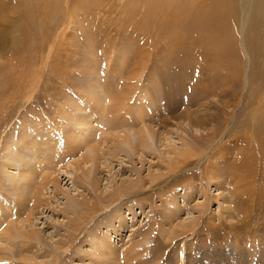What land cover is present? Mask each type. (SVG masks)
<instances>
[{
    "label": "rangeland",
    "instance_id": "obj_1",
    "mask_svg": "<svg viewBox=\"0 0 264 264\" xmlns=\"http://www.w3.org/2000/svg\"><path fill=\"white\" fill-rule=\"evenodd\" d=\"M147 1L0 0V203L39 236L1 243L0 264H264V136L246 130L263 123L264 52L236 25L230 59L175 35L193 13L233 16L225 0ZM38 137L58 187L34 163L21 206L8 162Z\"/></svg>",
    "mask_w": 264,
    "mask_h": 264
},
{
    "label": "bare ground",
    "instance_id": "obj_2",
    "mask_svg": "<svg viewBox=\"0 0 264 264\" xmlns=\"http://www.w3.org/2000/svg\"><path fill=\"white\" fill-rule=\"evenodd\" d=\"M148 1H150V0H148ZM223 4L226 5V8L229 11L235 9L233 16L229 13H226V15H228L227 20H226V15L223 16V15L217 14V16H215L214 14L210 15V13L206 14L205 12H199L198 14L193 13V14H191V16H192L191 20L193 21V23L185 26V28H186L185 31L186 32L188 31L190 40L187 38V36H185L186 32L184 33L183 30L178 32L175 35L182 37L184 44H187L188 41L192 45H196L199 43L201 46H203V49L205 50V54H206V56H208V58H212V57L215 58V56L213 55V54H215L216 56H218V58L223 57L225 59H230V54H227L225 52V50H226L225 48H227V45H225V41H226L227 37L230 36V34H228V31H230V29L232 28V25L233 26L236 25V28L238 29V31L241 34L242 48L245 50L247 56L249 57V52L247 50L246 45L251 46L253 51L257 55L261 54V56H263L262 53L264 52V33H263V28H264V0H225ZM218 8L220 9V7H218ZM236 10L239 11L238 16L236 14ZM227 26H229L228 27L229 29L227 28ZM226 29H228L227 33H226ZM196 30L203 31V33L199 35L198 32H196ZM191 35H192V38H191ZM195 35H197L199 37V41L195 42V40H196V38H194ZM228 46H229V44H228ZM213 48H214V53H211V54L206 53V50L210 51ZM219 66H220V64H219ZM252 81L258 83L262 88H264V71L259 72L258 74H255L254 72H252ZM254 90H255V95L257 96V93H259V90H257V88H255ZM106 95H108V94H105L103 97H106ZM260 100H264V99L260 98ZM226 103L228 104V102H226ZM259 112L260 111H258V110L257 111L254 110L251 114L257 116L259 114ZM101 113H104L103 109H101ZM105 120H107V119H105ZM261 120L263 123L260 125L257 124L256 129H253L252 127L246 129V130H250L251 132H253L252 134H253V136L255 135V138L258 137L260 139H262V137L264 136V114H262ZM90 123H91L90 120H86V122L84 124L80 125L82 134L86 133L87 136H89L90 134L91 135L94 134L93 129H91V127L89 126ZM106 127H109L110 133H112V136H110V138L111 137H114V138L119 137L116 135L117 131L113 130V128L114 129H116V128L114 127V125H112V122L110 124H107ZM92 132H93V134H92ZM21 133H20V138H21ZM22 134H24V132ZM144 135L147 137L146 142L148 145V141L152 140V133L149 132L148 130H144ZM100 136L109 137V135L106 131L103 134H100ZM126 141L127 140H125V142ZM18 143L20 144L18 146V148L13 149V151H11V152H14V154L12 155L13 156L12 159H10L11 162H8V161L7 162H8V165L10 167L14 166V164H17L18 168L22 170V172H20L22 184L15 182L13 180V179H15V177H13V179H12V177H10L9 181L11 183V187L13 186V191L15 192V195H16L17 204L24 206L25 202H22L21 198L26 199L27 197H31V196H29V191H31L29 188H31V186L33 185L32 182H34V180L36 179L37 174H40V172H38L39 171L38 169L40 168L41 165L39 167L37 166L36 168H34L33 167L34 163H36V162L42 163L43 161L47 162L48 163L47 166H49V168L47 166L44 167L42 170V172L44 173V171H46V169H49V170L51 169L50 168V166L52 165L51 162L57 161L58 157H56L57 155H56L55 151H53V158H50V157L43 155L42 151L47 152L49 150V147L46 144L47 141L45 140V138L38 137L37 139L33 138L30 141H26L25 139L22 138L18 141ZM95 147H96V142L94 145L91 146V150H95L94 149ZM37 149L39 151H37ZM191 152H185V154L182 156V158L185 160L182 163L183 165H186L188 162L192 161L193 158H195V155ZM46 158H47V160H45ZM91 162L96 163L95 156L92 158ZM3 169H5V167ZM52 172L53 171L50 170V172L44 174V176L42 177L43 184H41V185L46 187L47 186L46 184L48 182H51V183H54L55 187L56 186L58 187V184H57L58 180L52 179V178H54L53 175L55 172H53V173ZM3 174L7 175V173H5V172H3ZM10 176H11V174H10ZM1 180H2V178H0V181ZM18 180H19V178H18ZM43 186H40V185H39V187L36 186L37 190L32 189V190H34L33 192L35 194V197L39 202V206L44 202L42 200V195H41L42 193H40V191H42V188H44ZM24 188H28V190H26ZM33 200H34V198H33ZM35 202H36V200H35ZM174 204H175L174 199L168 200V205H172L171 207H173ZM10 208L11 207H9V209H8V207L5 204L0 203V223H2V222L5 223V221H7V219H11V221H12L9 223L7 221V226L5 228L0 227V230L2 231V233H0L1 234L0 235V247L2 246L1 243H5L8 248H11V245L13 246L12 241H14L15 239H18L17 237L21 238L24 241H35V240L37 241L39 236H37L38 234L36 231L28 232L27 230L15 227V224H13V223H14V218H16V215L15 214H14L15 216L13 215V211H12V214L10 213L11 212ZM34 209L35 208H33V210ZM33 210H31V211L33 212ZM28 215L29 216H27V217L25 216L23 218V220L21 221L22 225H24L25 223L31 222V217H30L31 213ZM5 218H6V220H5ZM1 236H3V237H1ZM2 238H4V239H2ZM107 249L109 250L108 247H107ZM110 250H111V248H110ZM111 252H113V251L111 250Z\"/></svg>",
    "mask_w": 264,
    "mask_h": 264
}]
</instances>
